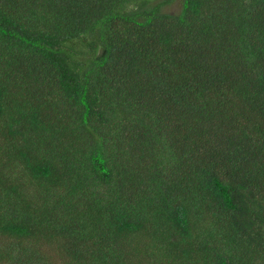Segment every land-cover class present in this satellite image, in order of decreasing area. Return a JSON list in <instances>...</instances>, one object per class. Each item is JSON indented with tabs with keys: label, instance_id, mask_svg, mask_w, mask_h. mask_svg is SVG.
Returning a JSON list of instances; mask_svg holds the SVG:
<instances>
[{
	"label": "trees",
	"instance_id": "obj_1",
	"mask_svg": "<svg viewBox=\"0 0 264 264\" xmlns=\"http://www.w3.org/2000/svg\"><path fill=\"white\" fill-rule=\"evenodd\" d=\"M0 0V264H264V0Z\"/></svg>",
	"mask_w": 264,
	"mask_h": 264
},
{
	"label": "rangeland",
	"instance_id": "obj_2",
	"mask_svg": "<svg viewBox=\"0 0 264 264\" xmlns=\"http://www.w3.org/2000/svg\"><path fill=\"white\" fill-rule=\"evenodd\" d=\"M181 0H174L173 2L167 3L164 6L165 11H169V12H179V10L181 9Z\"/></svg>",
	"mask_w": 264,
	"mask_h": 264
}]
</instances>
